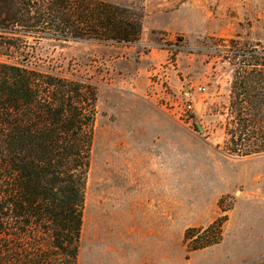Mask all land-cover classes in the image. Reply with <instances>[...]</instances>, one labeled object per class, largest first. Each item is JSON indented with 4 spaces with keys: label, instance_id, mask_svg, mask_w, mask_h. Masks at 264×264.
Instances as JSON below:
<instances>
[{
    "label": "rangeland",
    "instance_id": "374dc122",
    "mask_svg": "<svg viewBox=\"0 0 264 264\" xmlns=\"http://www.w3.org/2000/svg\"><path fill=\"white\" fill-rule=\"evenodd\" d=\"M98 1L143 16L141 40L28 39L30 64L98 88L79 264H264V155L224 151L231 52L264 46V0Z\"/></svg>",
    "mask_w": 264,
    "mask_h": 264
},
{
    "label": "trees",
    "instance_id": "16d2710c",
    "mask_svg": "<svg viewBox=\"0 0 264 264\" xmlns=\"http://www.w3.org/2000/svg\"><path fill=\"white\" fill-rule=\"evenodd\" d=\"M142 34L143 16L104 1L0 0V264H79L98 115L96 85L30 64L28 39L135 45ZM231 53L224 151L263 156L264 46ZM227 221L188 229L189 251L221 244Z\"/></svg>",
    "mask_w": 264,
    "mask_h": 264
},
{
    "label": "built area",
    "instance_id": "2783aa9c",
    "mask_svg": "<svg viewBox=\"0 0 264 264\" xmlns=\"http://www.w3.org/2000/svg\"><path fill=\"white\" fill-rule=\"evenodd\" d=\"M203 91H206L205 89H202ZM192 105H189L187 108H188V110H191L192 109Z\"/></svg>",
    "mask_w": 264,
    "mask_h": 264
}]
</instances>
